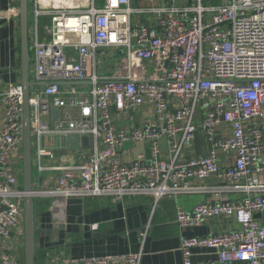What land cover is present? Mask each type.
<instances>
[{"label":"built area","instance_id":"2783aa9c","mask_svg":"<svg viewBox=\"0 0 264 264\" xmlns=\"http://www.w3.org/2000/svg\"><path fill=\"white\" fill-rule=\"evenodd\" d=\"M42 1L30 0L31 192L23 188L24 87L0 83V264H23L28 194L156 202L205 194L192 210L177 208L180 227L219 216L240 227L181 236L184 264H196V247L215 249L213 264H264V224L255 216L264 212V0ZM143 14L152 20L136 19ZM147 106L152 118L119 126V114ZM199 131L205 155L193 154ZM128 142H145L150 156L121 161ZM140 262L141 253H127L57 264Z\"/></svg>","mask_w":264,"mask_h":264},{"label":"crops","instance_id":"0c3cea01","mask_svg":"<svg viewBox=\"0 0 264 264\" xmlns=\"http://www.w3.org/2000/svg\"><path fill=\"white\" fill-rule=\"evenodd\" d=\"M101 1H99L100 3ZM68 3L67 5H70ZM163 0H132V6L162 5ZM60 0H43V8H60ZM19 0H0V83L21 82ZM137 20L150 22L152 17L143 14ZM110 73L113 64L107 60ZM146 69L149 71L148 66ZM140 76L139 73L135 74ZM176 100H170L174 107ZM154 115L152 106L118 115L119 126L138 125ZM264 127V123H263ZM193 154L205 155L208 144L204 134L195 136ZM75 147L59 150L74 153ZM151 150L145 142L126 143L119 157L130 163ZM59 161H67L63 155ZM205 194H186L176 199L162 198L156 202L152 195L70 198L66 201L37 198L34 206L35 264H57L64 257L141 253L140 264H184L181 236L203 237L221 231L236 229L240 225L234 217L219 216L201 226L180 227L176 223V210L190 211ZM264 224V212L256 213ZM147 231L145 236L142 232ZM192 260L196 264H213L218 260L215 249L196 247Z\"/></svg>","mask_w":264,"mask_h":264},{"label":"water","instance_id":"95a60500","mask_svg":"<svg viewBox=\"0 0 264 264\" xmlns=\"http://www.w3.org/2000/svg\"><path fill=\"white\" fill-rule=\"evenodd\" d=\"M19 23H20V55H21V83L24 87L23 103V188L31 192L34 188L33 178V152L31 130V106L30 87L35 85L30 80V0H19ZM54 117L58 111L53 110ZM89 138L85 136L83 142L87 144ZM35 199L31 194L24 198V264H35V226H34Z\"/></svg>","mask_w":264,"mask_h":264},{"label":"rangeland","instance_id":"374dc122","mask_svg":"<svg viewBox=\"0 0 264 264\" xmlns=\"http://www.w3.org/2000/svg\"><path fill=\"white\" fill-rule=\"evenodd\" d=\"M22 262H23V264H24V249H23V251H22Z\"/></svg>","mask_w":264,"mask_h":264},{"label":"trees","instance_id":"16d2710c","mask_svg":"<svg viewBox=\"0 0 264 264\" xmlns=\"http://www.w3.org/2000/svg\"><path fill=\"white\" fill-rule=\"evenodd\" d=\"M35 255H36V252H35Z\"/></svg>","mask_w":264,"mask_h":264}]
</instances>
